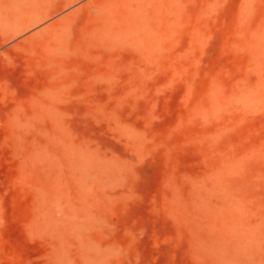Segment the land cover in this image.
Returning a JSON list of instances; mask_svg holds the SVG:
<instances>
[{
    "label": "rangeland",
    "instance_id": "374dc122",
    "mask_svg": "<svg viewBox=\"0 0 264 264\" xmlns=\"http://www.w3.org/2000/svg\"><path fill=\"white\" fill-rule=\"evenodd\" d=\"M0 264H264V0H0Z\"/></svg>",
    "mask_w": 264,
    "mask_h": 264
},
{
    "label": "bare ground",
    "instance_id": "6f19581e",
    "mask_svg": "<svg viewBox=\"0 0 264 264\" xmlns=\"http://www.w3.org/2000/svg\"><path fill=\"white\" fill-rule=\"evenodd\" d=\"M69 17V16H68Z\"/></svg>",
    "mask_w": 264,
    "mask_h": 264
}]
</instances>
